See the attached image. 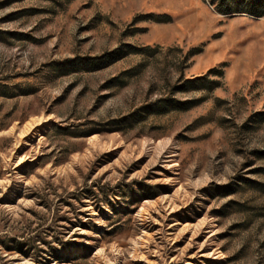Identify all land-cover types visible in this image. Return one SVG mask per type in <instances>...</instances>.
I'll use <instances>...</instances> for the list:
<instances>
[{
    "label": "rangeland",
    "instance_id": "1",
    "mask_svg": "<svg viewBox=\"0 0 264 264\" xmlns=\"http://www.w3.org/2000/svg\"><path fill=\"white\" fill-rule=\"evenodd\" d=\"M0 264H264V16L0 0Z\"/></svg>",
    "mask_w": 264,
    "mask_h": 264
},
{
    "label": "trees",
    "instance_id": "2",
    "mask_svg": "<svg viewBox=\"0 0 264 264\" xmlns=\"http://www.w3.org/2000/svg\"><path fill=\"white\" fill-rule=\"evenodd\" d=\"M211 5L214 7L215 11L222 15H234V14H245L252 17H263L264 16V0H211ZM149 18H151L149 16ZM161 19V18H160ZM159 22H162L163 20H158ZM129 54H145L149 50V48H141L139 50L135 48H128ZM199 52V50H190L188 52V56L196 55ZM111 57V56H110ZM107 58V56H103L102 58H96L94 59L95 62L97 61H104V59ZM116 59V58H115ZM115 61L114 59L110 62ZM218 76L221 77V72L218 73ZM205 81V82H204ZM219 82H214L211 80H206L205 78L197 77L192 78L189 80H185V85L188 86L186 89H207L208 91L213 90L216 88L219 84ZM204 86V87H203ZM178 91H183L181 88H178ZM169 101L166 99H159L156 102H154L150 106V113H158L163 114L165 112H168L171 110L168 105ZM189 104V105H188ZM192 106L190 102H179L176 104V109L183 111L187 110Z\"/></svg>",
    "mask_w": 264,
    "mask_h": 264
}]
</instances>
